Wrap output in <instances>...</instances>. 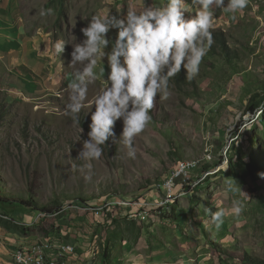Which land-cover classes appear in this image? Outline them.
<instances>
[{"label": "rangeland", "instance_id": "1", "mask_svg": "<svg viewBox=\"0 0 264 264\" xmlns=\"http://www.w3.org/2000/svg\"><path fill=\"white\" fill-rule=\"evenodd\" d=\"M164 3L68 0L59 20L58 0H0V195L29 198L38 207L0 205V264H18V248L69 238L76 252L66 255V263L104 264L106 253L110 264L112 256H121L123 241L133 245L141 235L149 248L164 247L166 264H184L185 257L198 264H247V255L264 261V171L241 166L264 151V0H247L235 14L214 10L213 40L224 32L238 57L228 61L221 47L216 53L208 47L195 90L170 80L171 95L157 97L150 123L134 140V159L114 142L122 121L115 124V138L101 146L99 160L78 159L89 139L92 102L106 86L103 78L89 86L88 107L77 119L65 114L67 85L82 67L71 65L73 45L84 39L81 29L93 15L124 18L129 7ZM186 3V18H194L196 6ZM117 31L108 38L114 41ZM57 41L65 43L60 55ZM98 67L107 78V59ZM184 160L199 161L191 181L177 182L176 198L158 206L171 172ZM114 196L147 205L133 211L109 204ZM234 201L243 208L238 216ZM213 205L226 213L219 229L205 211H215Z\"/></svg>", "mask_w": 264, "mask_h": 264}, {"label": "clouds", "instance_id": "2", "mask_svg": "<svg viewBox=\"0 0 264 264\" xmlns=\"http://www.w3.org/2000/svg\"><path fill=\"white\" fill-rule=\"evenodd\" d=\"M196 6L194 18H186L190 11L186 0H166L159 6L129 7L124 18L115 15H93L81 29L84 39L73 45L71 65L80 64L67 85L69 102L65 114L77 119L86 101L90 85L101 78L106 80L92 102L89 139L83 141L78 159L85 162L99 160L102 145L116 136L114 127L122 121V132L114 142L127 149L129 158L136 157L134 140L150 123L154 101L167 100L170 80L185 70V79L191 82L199 73L206 49L213 43L212 17L220 9L231 14L247 6V0H192ZM51 11V10H49ZM117 29L114 41L108 33ZM111 43V49L107 50ZM65 43L57 41L55 51L64 52ZM107 59L109 69L98 67V61ZM86 167L91 170V163ZM264 178V173L260 174ZM205 211L211 224L219 229L224 223L225 211L213 205ZM243 208L234 201L232 212L239 215ZM23 264L21 257H17Z\"/></svg>", "mask_w": 264, "mask_h": 264}, {"label": "built area", "instance_id": "3", "mask_svg": "<svg viewBox=\"0 0 264 264\" xmlns=\"http://www.w3.org/2000/svg\"><path fill=\"white\" fill-rule=\"evenodd\" d=\"M198 160H184L181 161L175 170L171 172V177L165 183L166 194L159 196L157 200L158 206L168 205L176 196L177 193H173V188L177 186V182L189 183L191 181L192 170L199 166ZM109 204H121L123 206H130L132 210H138L139 207L144 208L147 204L145 202H139L138 200L131 202L126 199L118 200L117 197H113ZM0 215L2 213L0 212ZM136 215V212L131 214ZM76 252V246L70 242L53 243L51 239L36 244L30 248H18L14 252V259L18 264L20 262L17 257H21L23 264H65L66 255Z\"/></svg>", "mask_w": 264, "mask_h": 264}, {"label": "trees", "instance_id": "4", "mask_svg": "<svg viewBox=\"0 0 264 264\" xmlns=\"http://www.w3.org/2000/svg\"><path fill=\"white\" fill-rule=\"evenodd\" d=\"M67 3L68 0H58V4H59V10H58V19H62V17L65 15V11H66V7H67ZM9 9H11L8 6V16L10 14ZM221 47V53L222 55L228 60V61H233L235 58L238 57V53L237 51H234V48H231V46L225 43V33L224 32H218L215 34V40H213V43L210 46V50H212L214 53L219 51V48ZM22 67L18 66L17 68ZM20 69V68H19ZM185 70L182 68L181 72L178 73L175 77H173L171 80L175 82V84L178 85V87L185 89L186 87H193V90H195L196 88V84L194 79L189 82L185 79ZM259 102L256 104L258 106ZM4 110L0 108V117L3 115ZM85 125V124H84ZM241 166H245V167H250V171L251 173H254V171L258 170V169H262L264 171V151L261 154L260 159H255V157L251 158L250 162H244L241 161ZM0 205L1 207H8V206H12V207H19L23 210H28V211H35L38 210V207L36 206V204L33 202V200L31 199H17V198H12L9 196H1L0 195ZM45 209L48 212H53V210L48 209V208H42ZM40 210V209H39ZM104 258H105V262L107 264L108 261V255L105 253L104 254ZM243 260L247 263V264H264V261L257 258V257H253L250 255H247L243 258Z\"/></svg>", "mask_w": 264, "mask_h": 264}, {"label": "crops", "instance_id": "5", "mask_svg": "<svg viewBox=\"0 0 264 264\" xmlns=\"http://www.w3.org/2000/svg\"><path fill=\"white\" fill-rule=\"evenodd\" d=\"M66 242L74 244L71 238H69ZM122 243L121 256H116V258L112 256L110 264H166L165 260L167 259L169 253L164 250V247L156 249H154V247L152 249L149 248L146 236L141 235L138 243L133 245L132 243L126 245L124 241ZM65 264L73 263L70 260V262L68 261ZM104 264L107 263L105 262ZM184 264H198V261H190L188 257H185Z\"/></svg>", "mask_w": 264, "mask_h": 264}]
</instances>
